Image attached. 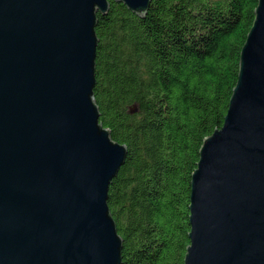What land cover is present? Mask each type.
<instances>
[{"label":"water","instance_id":"95a60500","mask_svg":"<svg viewBox=\"0 0 264 264\" xmlns=\"http://www.w3.org/2000/svg\"><path fill=\"white\" fill-rule=\"evenodd\" d=\"M111 1L141 18L151 2ZM109 8L0 0V264H122L108 190L127 147L94 101L95 27ZM198 153L183 264H264V0L223 125Z\"/></svg>","mask_w":264,"mask_h":264},{"label":"trees","instance_id":"16d2710c","mask_svg":"<svg viewBox=\"0 0 264 264\" xmlns=\"http://www.w3.org/2000/svg\"><path fill=\"white\" fill-rule=\"evenodd\" d=\"M109 2L95 27L94 101L127 147L108 190L122 264H183L191 174L223 125L257 0H151L142 18Z\"/></svg>","mask_w":264,"mask_h":264}]
</instances>
